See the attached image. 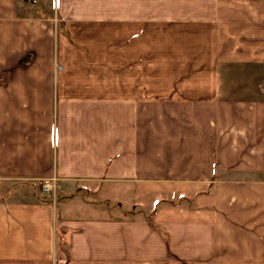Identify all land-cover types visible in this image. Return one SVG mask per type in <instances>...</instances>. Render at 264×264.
<instances>
[{"label": "crops", "instance_id": "0c3cea01", "mask_svg": "<svg viewBox=\"0 0 264 264\" xmlns=\"http://www.w3.org/2000/svg\"><path fill=\"white\" fill-rule=\"evenodd\" d=\"M0 190V264H264V0H0Z\"/></svg>", "mask_w": 264, "mask_h": 264}, {"label": "rangeland", "instance_id": "374dc122", "mask_svg": "<svg viewBox=\"0 0 264 264\" xmlns=\"http://www.w3.org/2000/svg\"><path fill=\"white\" fill-rule=\"evenodd\" d=\"M111 189H113V191H115L117 193V199H116V203H114V205L116 206V210H117V214L118 215H125V214H129V213H133V214H138V215H145V214H148V213H141L143 211H141V209L137 208L135 209V207H133L131 205V200L132 199H137L139 196H136L135 195V191L133 189L132 186H128L127 185H123V184H120V183H114V184H111ZM56 191H58L57 189L55 190V193L53 194H56ZM0 194L1 196L2 195H5V191H1L0 190ZM83 196L84 197H89L88 194H84L83 193ZM106 203H108V201H106ZM137 212V213H136ZM140 212V214H139Z\"/></svg>", "mask_w": 264, "mask_h": 264}, {"label": "built area", "instance_id": "2783aa9c", "mask_svg": "<svg viewBox=\"0 0 264 264\" xmlns=\"http://www.w3.org/2000/svg\"><path fill=\"white\" fill-rule=\"evenodd\" d=\"M58 68L61 69L62 66H59ZM57 187H58V179L56 177L45 181L42 185L43 190L49 193H55Z\"/></svg>", "mask_w": 264, "mask_h": 264}]
</instances>
